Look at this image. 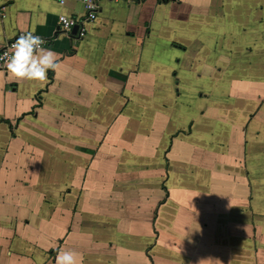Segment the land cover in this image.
<instances>
[{"label":"crops","instance_id":"0c3cea01","mask_svg":"<svg viewBox=\"0 0 264 264\" xmlns=\"http://www.w3.org/2000/svg\"><path fill=\"white\" fill-rule=\"evenodd\" d=\"M0 0L58 55L0 69V264H264V0Z\"/></svg>","mask_w":264,"mask_h":264},{"label":"clouds","instance_id":"9594fccd","mask_svg":"<svg viewBox=\"0 0 264 264\" xmlns=\"http://www.w3.org/2000/svg\"><path fill=\"white\" fill-rule=\"evenodd\" d=\"M61 22L67 27L63 17ZM46 41L35 34V30L22 31L10 46V52L0 56L8 73L19 79L43 82L49 70L55 72L58 66V53L50 47H44ZM55 264H77L76 254L72 250L60 249Z\"/></svg>","mask_w":264,"mask_h":264},{"label":"built area","instance_id":"2783aa9c","mask_svg":"<svg viewBox=\"0 0 264 264\" xmlns=\"http://www.w3.org/2000/svg\"><path fill=\"white\" fill-rule=\"evenodd\" d=\"M82 1L85 5L86 11L88 12V16L82 20H78V19H74L71 17H67L65 15H61L59 18L61 30L67 32V31L72 30L74 27L80 28L82 25L84 27H82L81 35L85 34L84 28L86 26V23L89 21H93L97 17V13L99 11V1L100 0H82ZM62 17H63L64 21L67 22V24H68L67 27H64L63 23L61 22ZM85 30H86V28H85ZM20 33H18L17 36L14 39H12L11 41H7L6 43L3 44V46L0 49V56H2L5 52H10L11 44L20 35ZM43 39L46 41V43L43 45V46H45L49 43L50 39H47V38H43ZM0 69H5L3 60H0Z\"/></svg>","mask_w":264,"mask_h":264},{"label":"water","instance_id":"95a60500","mask_svg":"<svg viewBox=\"0 0 264 264\" xmlns=\"http://www.w3.org/2000/svg\"><path fill=\"white\" fill-rule=\"evenodd\" d=\"M77 29V27H75V30Z\"/></svg>","mask_w":264,"mask_h":264}]
</instances>
